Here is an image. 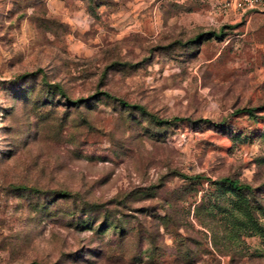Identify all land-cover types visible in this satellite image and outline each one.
<instances>
[{
    "label": "rangeland",
    "instance_id": "1",
    "mask_svg": "<svg viewBox=\"0 0 264 264\" xmlns=\"http://www.w3.org/2000/svg\"><path fill=\"white\" fill-rule=\"evenodd\" d=\"M218 6L0 0V264H264V10Z\"/></svg>",
    "mask_w": 264,
    "mask_h": 264
},
{
    "label": "built area",
    "instance_id": "2",
    "mask_svg": "<svg viewBox=\"0 0 264 264\" xmlns=\"http://www.w3.org/2000/svg\"><path fill=\"white\" fill-rule=\"evenodd\" d=\"M224 13L233 12L237 16L248 17L264 10V0H213Z\"/></svg>",
    "mask_w": 264,
    "mask_h": 264
},
{
    "label": "trees",
    "instance_id": "3",
    "mask_svg": "<svg viewBox=\"0 0 264 264\" xmlns=\"http://www.w3.org/2000/svg\"><path fill=\"white\" fill-rule=\"evenodd\" d=\"M213 34V33H212ZM102 95H105L106 97H110L113 98L112 96H110L109 94L102 92ZM242 111H244L250 118L253 117V110L250 108H245ZM223 182H225L227 185H229L230 187H232L233 189H240V188H244V189H248V185H237V183L235 181H231L228 180L226 178L222 179Z\"/></svg>",
    "mask_w": 264,
    "mask_h": 264
}]
</instances>
